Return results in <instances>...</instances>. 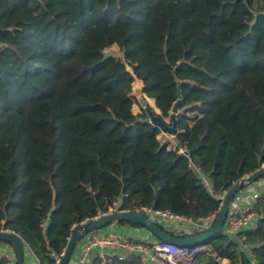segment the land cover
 Segmentation results:
<instances>
[{"label": "trees", "instance_id": "1", "mask_svg": "<svg viewBox=\"0 0 264 264\" xmlns=\"http://www.w3.org/2000/svg\"><path fill=\"white\" fill-rule=\"evenodd\" d=\"M112 46L120 56L104 60ZM136 77L165 119L181 88L175 138L189 157L133 112ZM262 166L264 0H0V232L19 234L40 264L115 202L202 219ZM255 210L254 227L198 244L264 264V195ZM110 259L91 264H152Z\"/></svg>", "mask_w": 264, "mask_h": 264}, {"label": "built area", "instance_id": "2", "mask_svg": "<svg viewBox=\"0 0 264 264\" xmlns=\"http://www.w3.org/2000/svg\"><path fill=\"white\" fill-rule=\"evenodd\" d=\"M167 136L168 138L164 143L167 144L169 149L189 157V150L186 145H179L176 138L172 135L167 134ZM203 181L212 191L209 181L206 178ZM225 194L226 192L217 195L222 201L221 206ZM262 195H264V177L241 189L230 203L223 232L235 235L240 230L255 225L258 220L255 205L258 198ZM220 209L202 219H198L197 222H193L192 218L176 215L167 210L145 208L143 212L157 220H176L178 224H182L186 228V233H190L196 229L199 232L211 229L215 224ZM116 211H120V209H118V203L115 202L107 212H100L94 218ZM108 227L91 231L80 240L79 253L76 255V259L73 260V257L71 258L69 264H88L90 255L95 249H99L97 256L102 260L114 256L119 260H124L131 254H139L152 264H220L221 261L216 254L211 253L210 247L203 244L181 246L156 239L154 236L151 238L141 237L138 234L131 235ZM26 248L27 250L30 249L29 253H31L30 255L34 260L33 264H40L39 258L32 252L25 241V250ZM63 253L56 257V264H59ZM205 254H212L214 260H205ZM0 260H5L6 264H16V253L11 244L0 242Z\"/></svg>", "mask_w": 264, "mask_h": 264}, {"label": "water", "instance_id": "3", "mask_svg": "<svg viewBox=\"0 0 264 264\" xmlns=\"http://www.w3.org/2000/svg\"><path fill=\"white\" fill-rule=\"evenodd\" d=\"M125 48L122 53H125ZM120 50L117 47H109L103 51V59L106 60L111 57H119ZM182 91L181 88L177 89V101L172 107L170 114V122H168L161 114V111H156L152 105L147 102V96L140 98V103L146 112L145 118H140L142 121L150 122L157 126L161 132L172 135L176 137L179 132L178 129V116L180 113V106L182 103ZM155 102V99H154ZM156 105V104H155ZM157 107V106H156ZM159 109V108H158ZM264 177V166L259 170L242 177L237 181L234 186L226 191L224 201L222 203L219 214L216 218L214 226L204 232H199L187 237H177L169 234L167 231L163 230L154 219L139 210H120L112 212L106 215H102L97 218L90 219L73 228L72 235L69 239L68 245L64 250L62 258L59 264H69L77 243L82 240L89 232L95 230H101L107 228L115 221L128 220L140 223L145 230L150 232L156 239L175 243L177 245H194L203 242L210 237L223 231V227L228 214L229 206L235 195L243 188L247 187L256 180ZM193 222H197V218H192ZM0 242H7L11 244L16 253V264H25V241L17 233L10 230H3L0 232Z\"/></svg>", "mask_w": 264, "mask_h": 264}, {"label": "crops", "instance_id": "4", "mask_svg": "<svg viewBox=\"0 0 264 264\" xmlns=\"http://www.w3.org/2000/svg\"><path fill=\"white\" fill-rule=\"evenodd\" d=\"M135 82L138 83V85H141L143 87V81L141 79H138L137 77L135 78ZM145 95V94H144ZM162 137H168L166 133H163V132H160L159 134V138L161 139ZM163 225H165V227L168 229V230H171V231H175V232H185L186 233V228L182 225V224H178L177 222H173V221H165V220H159ZM255 225H252L251 227H254ZM108 228H111V229H116L117 231L119 232H123V233H128V234H131V235H140L141 237H147V238H151L153 237V235L148 232L147 230H145L144 228H135L133 227L132 225L130 224H119L117 223L116 221L113 222L111 225H109ZM248 228V227H246ZM250 228V227H249ZM80 243L81 241H79L75 247V251H74V254H73V260L76 259V255L79 253V250H80ZM246 249H249L248 247H245ZM26 251V250H25ZM99 249H95L92 251L91 255H90V259H89V262L88 264H91L93 259L95 257H98L97 256V253H98ZM26 252H30V249H28ZM26 252H25V255H26ZM31 254V253H29ZM75 257V258H74ZM110 258H107L106 260H108ZM144 259V258H143ZM104 260V261H106ZM111 260V259H110ZM149 262V261H148ZM25 264H31V262H27L25 260ZM71 264H75V263H71ZM220 264H230V261L229 259H221L220 261Z\"/></svg>", "mask_w": 264, "mask_h": 264}, {"label": "rangeland", "instance_id": "5", "mask_svg": "<svg viewBox=\"0 0 264 264\" xmlns=\"http://www.w3.org/2000/svg\"><path fill=\"white\" fill-rule=\"evenodd\" d=\"M142 86L141 85H138V83H136L135 81L133 82V88H132V93H131V95H132V98H133V100H134V104H133V112L135 113V114H139V113H141L142 112V110H143V107H142V105H141V103H140V98H142V97H146V95H144V93L142 92ZM149 98L147 97V102L150 104V102H149ZM151 105V104H150ZM156 106V105H155ZM166 120L168 121V122H170V119L169 118H166ZM168 138V137H167ZM166 137H162L161 138V140L164 142L166 139H167ZM173 222H175L176 223V220H172ZM26 251H27V248H26ZM106 253H108L107 251H106ZM25 260L27 261V262H31V264H33L34 263V260H33V258H32V256L28 253V252H26V255H25Z\"/></svg>", "mask_w": 264, "mask_h": 264}, {"label": "bare ground", "instance_id": "6", "mask_svg": "<svg viewBox=\"0 0 264 264\" xmlns=\"http://www.w3.org/2000/svg\"><path fill=\"white\" fill-rule=\"evenodd\" d=\"M149 102L156 111H159V109L155 106L154 102L151 99L149 100Z\"/></svg>", "mask_w": 264, "mask_h": 264}]
</instances>
